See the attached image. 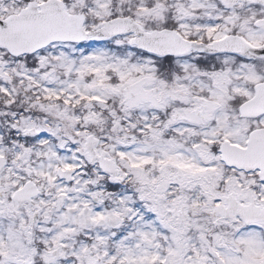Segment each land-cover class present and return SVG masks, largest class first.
<instances>
[{
	"label": "snow or ice",
	"instance_id": "6c2138e0",
	"mask_svg": "<svg viewBox=\"0 0 264 264\" xmlns=\"http://www.w3.org/2000/svg\"><path fill=\"white\" fill-rule=\"evenodd\" d=\"M0 264H264V0H0Z\"/></svg>",
	"mask_w": 264,
	"mask_h": 264
}]
</instances>
